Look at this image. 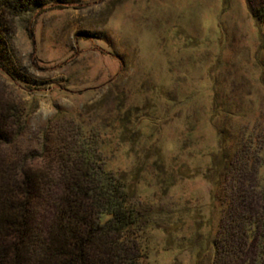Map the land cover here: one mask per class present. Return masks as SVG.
<instances>
[{
	"label": "rangeland",
	"instance_id": "1",
	"mask_svg": "<svg viewBox=\"0 0 264 264\" xmlns=\"http://www.w3.org/2000/svg\"><path fill=\"white\" fill-rule=\"evenodd\" d=\"M50 1L0 71V158L44 174L41 214L82 146L133 179L149 264H264V0Z\"/></svg>",
	"mask_w": 264,
	"mask_h": 264
},
{
	"label": "trees",
	"instance_id": "2",
	"mask_svg": "<svg viewBox=\"0 0 264 264\" xmlns=\"http://www.w3.org/2000/svg\"><path fill=\"white\" fill-rule=\"evenodd\" d=\"M52 5L0 0V71L11 81H18L5 65L14 18ZM253 14L264 27V1ZM1 128L0 122V143L7 139ZM68 158L74 174L62 181L50 215L41 214L35 202L45 187L44 174L0 158V264H149L134 239L143 231L133 179L107 169L90 148L78 146ZM42 196L46 204L52 198Z\"/></svg>",
	"mask_w": 264,
	"mask_h": 264
}]
</instances>
